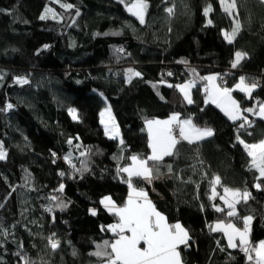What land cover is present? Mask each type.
I'll return each mask as SVG.
<instances>
[{
    "label": "trees",
    "instance_id": "1",
    "mask_svg": "<svg viewBox=\"0 0 264 264\" xmlns=\"http://www.w3.org/2000/svg\"><path fill=\"white\" fill-rule=\"evenodd\" d=\"M131 2L0 0V109L8 102L14 107L0 111V144L6 152L0 160V264H24L25 259L31 264H103L91 253L97 244L115 239L101 228L117 217L100 199L108 195L122 203L129 188L127 175H118L117 168L129 165L132 155H150L146 120L174 113L199 128H211L214 135L192 144L182 141L176 155L150 162L159 170L154 176L167 177L152 186L134 178L133 185L155 200L169 222H180L189 231V245L179 247L182 263H243L239 248L229 249L222 232L209 227L229 219L226 211L213 207H224L220 193L225 187L251 193L237 206L241 219H231L240 227L242 218L251 215L250 242L264 240V178L257 180L258 171L249 167L251 157L237 141V135L248 144L264 140V120L250 116L253 125L240 129V121L205 103L206 80L199 79L212 73L222 77L236 51L246 53L237 67L241 72L223 83L218 79L222 86L230 89L244 73L252 79V74H264V1L236 0L229 16L218 0H146L144 24L127 11L125 4ZM209 3L213 11L206 17L203 9ZM60 4L73 7L66 10ZM169 7L171 15L165 11ZM46 8L57 18L48 13L41 20ZM237 19L241 30L230 44L222 30L231 31ZM129 68L141 76L126 82ZM20 76L29 83H15ZM193 79L192 104L168 86ZM231 93L242 110L256 108L264 102V83L249 98ZM104 99L123 144L105 134L100 117ZM70 108L76 109L77 120ZM216 176L219 192L209 199ZM257 183L260 189L254 187ZM53 196L67 207H55ZM53 233L60 241L56 250L48 243Z\"/></svg>",
    "mask_w": 264,
    "mask_h": 264
},
{
    "label": "snow or ice",
    "instance_id": "2",
    "mask_svg": "<svg viewBox=\"0 0 264 264\" xmlns=\"http://www.w3.org/2000/svg\"><path fill=\"white\" fill-rule=\"evenodd\" d=\"M59 3V0H56ZM121 3H125V0H120ZM222 10L232 16L233 10L236 8V0H218ZM64 9H70L73 7L71 4H60ZM128 12L135 16L141 24L145 23V13L148 8L146 0H134V2L125 4ZM165 11L171 15L173 8H166ZM213 11L212 5L209 3L204 9V15L207 17L209 13ZM48 13L52 14V18L56 19L57 14L51 8H46L45 13L39 18L41 20L48 18ZM76 15L79 16L80 12L77 9ZM207 23L212 24V20L208 19ZM241 30V25L237 20H234V27L231 31L222 30L224 39L228 43H233L237 34ZM74 46V45H73ZM49 47L48 45L44 46ZM118 52H123L124 49L120 48ZM246 53L236 51L234 53V60L231 63L232 68H237L240 62L245 58ZM195 74V70H192ZM127 77L126 82H131L133 77H140L141 73L129 68L125 70ZM169 76L172 73H168ZM3 77L0 76V80ZM201 80H206L208 83L204 86L205 91V103H214L217 107L225 113L226 116L232 121H240L239 128L244 129L253 125V120L249 119L244 113H251L253 116L259 117L264 120V103H260L257 108H246L241 110L239 103L231 96L232 89L221 88L216 81L220 79L218 75H210L206 77H200ZM15 83L25 85L29 81L25 77H15ZM169 87H175L183 95V99L192 104L193 100L190 95V90L196 87V80H190L183 84L168 85ZM155 87V85H154ZM258 87L256 82L246 83V77L241 76L239 82L235 85L236 89L245 93L251 97L253 90ZM163 99V97H162ZM13 108V105L8 103L4 109L0 111H8ZM69 114L73 120H77L78 114L76 109L70 108ZM109 112L110 119L114 118L110 115V109H106ZM104 113H101V123L105 124L103 120ZM146 129L148 132V146L151 149V154L147 158H141L138 155H132L129 157L131 163L125 167H118L117 174L126 173V183L129 188V195L125 204L117 206L112 201L110 196H105L101 199L100 203L111 213L117 217V222L102 226V231H109L115 236L114 240H104L102 244L96 245V251L91 253L98 258H101L103 264H182L179 247L181 245L187 247L191 241V237L187 229H185L179 222L174 224L167 223L166 217L156 210L155 206L148 199L147 193L144 190H137L133 185L134 178H143L149 183L156 178L154 172L158 173V168L150 166L152 164H158L164 160L165 157L176 155V147L182 141H187L189 144L197 143L204 140L207 137L214 135L211 128H199L195 126L191 119H180L178 113L172 114L166 120H146ZM115 136L119 135L118 128L114 126ZM239 131V129H238ZM109 129L105 126V134L108 135ZM237 141L243 144L248 156L251 157L249 167L255 168L259 172L257 180L264 178V140H260L258 143L248 144L244 140L240 139L237 135ZM69 144L72 140L69 139ZM121 144L123 141L121 140ZM56 154L53 153V156ZM85 155V153H81ZM6 152L3 145L0 144V160L5 159ZM66 160L71 163L70 157L66 156ZM83 164V162H82ZM73 167H75L73 165ZM169 172L172 171V166L168 165ZM78 171L81 169H77ZM64 175L63 172L60 173ZM221 180L219 176L214 177L211 181L212 195L209 199H215L218 195L216 191V185L220 184ZM257 189L261 188V184L254 185ZM63 185H61V189ZM251 198V193L245 189H231L224 188V195L220 196V199L224 202L226 207H220L213 205L217 212L224 213L226 211L227 221L220 220L215 225H210V231L217 232L222 231L227 238L228 248H239L247 256L248 261L253 264H264V240L259 241L258 244L253 245L249 240L250 224L253 219L252 216H244L242 218L243 228H238L231 218L240 220V216L237 212V206L241 203H246ZM53 201H56L55 207L61 209L66 208L67 204L63 203L58 197H51ZM2 206V205H0ZM52 209L49 208L48 211ZM92 215H96V209H90ZM49 246L52 250H56L60 246V241L55 239V234L48 238ZM143 244V247H141ZM223 250V249H221ZM75 255V251L73 252ZM254 254V255H253ZM23 259V257H22ZM24 264H31L30 261H24Z\"/></svg>",
    "mask_w": 264,
    "mask_h": 264
},
{
    "label": "crops",
    "instance_id": "3",
    "mask_svg": "<svg viewBox=\"0 0 264 264\" xmlns=\"http://www.w3.org/2000/svg\"><path fill=\"white\" fill-rule=\"evenodd\" d=\"M264 1V0H263ZM244 77H246V83H252L253 81V79L249 76V75H247V74H245L244 75ZM219 82V80H217L216 81V83L218 84V85H221L220 84V82ZM208 82L206 81V84H207ZM205 84V85H206ZM222 86V85H221ZM235 90V89H234ZM233 90V91H234ZM236 91H239V90H236ZM255 91V89L253 90V92ZM242 93V92H241ZM244 94V96L246 97V98H249V96H247L245 93H243ZM190 95H191V92H190ZM206 95V94H205ZM211 103V102H210ZM262 103H264V102H262ZM213 105H215V106H217L216 104H214V103H212ZM258 106H256V108H257ZM221 112H223L222 110H221V108L220 107H217ZM240 109L242 110V108H241V106H240ZM224 113V112H223ZM172 115V114H171ZM224 115H225V113H224ZM244 115H246V116H248V117H250V116H253L251 113H244ZM170 117V116H169ZM169 117H165V118H161V119H159V120H166V119H168ZM253 117H256V116H253ZM227 118H228V116H227ZM181 119V118H180ZM182 119H184V118H182ZM229 119V118H228ZM150 120H156V119H150ZM232 121V120H231ZM194 124V123H193ZM144 126H145V130H146V133H147V136H148V132H147V129H146V123L144 124ZM207 138H209V137H207ZM150 154H151V149H150ZM126 174V173H125ZM127 175V174H126ZM164 177H167V174H163V176H156V178H154L153 180H152V184H153V182H154V180H163V178ZM146 182L149 184V182L146 180ZM150 186H151V184H149ZM216 191H217V193L219 192V189H218V187H216ZM146 192V191H145ZM128 195H129V192L125 195V197L123 198V200H122V203H117L114 199H113V197L111 196V199H112V201H114L115 202V204L117 205V206H123L124 204H125V202H126V200H127V198H128ZM222 195H224V191L223 192H221L220 193V196H222ZM147 196H148V194H147ZM103 197H105V196H103ZM102 197V198H103ZM148 199L149 200H151V202L153 203V205H154V199L153 198H150L149 196H148ZM223 202V201H222ZM223 204H224V202H223ZM102 205V204H101ZM103 206V205H102ZM155 206V205H154ZM104 207V206H103ZM224 207H226L225 205H224ZM105 208V207H104ZM106 209V208H105ZM107 210V209H106ZM157 210V209H156ZM157 211H159V210H157ZM161 213V212H160ZM251 216V215H250ZM166 217V216H165ZM253 219H254V217H253ZM253 219H252V221H253ZM167 220V219H166ZM252 221H251V224H252ZM117 222V221H116ZM116 222H114V223H116ZM167 223H169V224H174V223H172V222H169L168 220H167ZM180 223V222H179ZM113 224V223H112ZM181 224V223H180ZM251 224H250V233H251ZM182 225V224H181ZM213 225H215V223L213 224ZM183 226V225H182ZM237 226V225H236ZM184 227V226H183ZM238 227V226H237ZM238 228H243V226H240V227H238ZM189 232V231H188ZM217 232H219V231H217ZM220 232H222V231H220ZM111 233V232H110ZM250 233H249V240L251 239L250 238ZM112 234V233H111ZM222 234H223V236H224V233L222 232ZM224 240H226V245H227V243H228V241H227V238L224 236ZM181 246H183V245H181ZM141 247H143V244H141ZM229 249H231V248H229ZM232 249H234V248H232ZM179 250V249H178ZM181 255V254H180ZM254 255V254H253ZM182 264H184V263H182Z\"/></svg>",
    "mask_w": 264,
    "mask_h": 264
},
{
    "label": "rangeland",
    "instance_id": "4",
    "mask_svg": "<svg viewBox=\"0 0 264 264\" xmlns=\"http://www.w3.org/2000/svg\"><path fill=\"white\" fill-rule=\"evenodd\" d=\"M130 13V12H129ZM246 73H244V75H245ZM210 75H216L215 73H212V74H210ZM209 75V76H210ZM244 75H239L238 76V80L234 83V85H232V87L230 88V89H232V90H239V89H236L235 88V85L239 82V79H240V77L241 76H244ZM185 82H187V81H184V82H181V83H179V84H183V83H185ZM219 83V82H218ZM221 84V83H220ZM221 88H228L227 86H225V85H223V86H221V85H219ZM229 89V88H228ZM231 96H232V98L234 99V100H236L238 103H239V101L236 99V98H234V96L232 95V93H231ZM104 102H105V105H104V107L102 108V110L100 111V117H101V113L103 112L104 113V116H103V120L105 121V124H102L103 125V127H104V129H105V126L107 125V127H108V129H109V133H108V135L107 136H109V137H113L114 135H115V131H114V126H115V128H118V131H119V127H117V125H116V122H115V118H114V116L112 115V112H111V108H110V106L108 105V102L104 99ZM239 105H240V103H239ZM106 109H110V115H111V117L112 118H114V122H113V120L112 119H110V116H109V112L108 111H106ZM101 119H102V117H101ZM114 139H118L119 141H121L122 140V138L120 137V131H119V135L118 136H115V138ZM259 173V172H258ZM149 184H151V186H152V181H151V183H149ZM108 196V195H107ZM111 197V196H110ZM102 199V198H101ZM101 199H100V201H101ZM91 209H94V208H91Z\"/></svg>",
    "mask_w": 264,
    "mask_h": 264
},
{
    "label": "built area",
    "instance_id": "5",
    "mask_svg": "<svg viewBox=\"0 0 264 264\" xmlns=\"http://www.w3.org/2000/svg\"><path fill=\"white\" fill-rule=\"evenodd\" d=\"M181 66L185 67L186 65L181 64ZM237 72H241V71L238 70L237 68L226 67V68H225V73H224V75H223L222 77H220L221 82H222V83H223V82H226V81H227V77H230V76L234 75V73H237ZM246 74L249 75L248 73H246ZM252 76H253L254 82H256V83L258 84V87H257V88H261V86H262L263 83H264V74H263V73H255V75L252 74ZM20 77H23V76H20ZM25 78H27V77H25ZM27 79H28V78H27ZM28 81H29V80H28ZM18 85L21 86V84H18ZM8 103H9V102H8ZM8 103H6V104H8ZM6 104H5V106H6ZM13 108H14V107H13ZM13 108H12V109H13ZM10 111H11V109L8 110V111H5V112H6V113H9ZM56 157H57V155L54 156L53 159H56ZM239 250H240V249H239ZM240 252H242V251H240ZM242 254H243V263H242V264H253V262L248 261L247 256H246V254H245L244 252H242Z\"/></svg>",
    "mask_w": 264,
    "mask_h": 264
}]
</instances>
